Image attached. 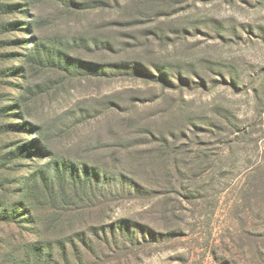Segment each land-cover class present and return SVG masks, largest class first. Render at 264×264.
<instances>
[{"label": "rangeland", "instance_id": "1", "mask_svg": "<svg viewBox=\"0 0 264 264\" xmlns=\"http://www.w3.org/2000/svg\"><path fill=\"white\" fill-rule=\"evenodd\" d=\"M0 212V264H264V0H0Z\"/></svg>", "mask_w": 264, "mask_h": 264}, {"label": "trees", "instance_id": "2", "mask_svg": "<svg viewBox=\"0 0 264 264\" xmlns=\"http://www.w3.org/2000/svg\"><path fill=\"white\" fill-rule=\"evenodd\" d=\"M4 221L8 217V214L5 212H0ZM9 222V221H8ZM36 246V245H35ZM33 252L29 255L30 259L36 264H52L54 262L53 251H46L43 247H34Z\"/></svg>", "mask_w": 264, "mask_h": 264}]
</instances>
